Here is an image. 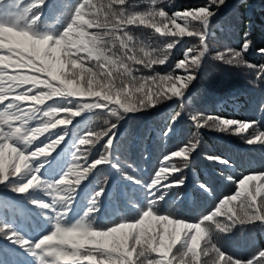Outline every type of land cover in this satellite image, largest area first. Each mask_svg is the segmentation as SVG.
Masks as SVG:
<instances>
[{"label": "snow or ice", "instance_id": "6c2138e0", "mask_svg": "<svg viewBox=\"0 0 264 264\" xmlns=\"http://www.w3.org/2000/svg\"><path fill=\"white\" fill-rule=\"evenodd\" d=\"M225 2L226 0H206L183 12L168 15L163 8L155 7L145 11H128L127 0H109L106 6L96 4L93 0H79L62 33L54 37L49 33L38 34L34 30V25L40 19V13L34 10L42 7L45 0H31L26 6L20 0H9L11 9L0 13V50H7L6 55H0V185H6L11 191L22 195L36 190L44 191L50 199L32 200V203L47 210L53 219L54 230L32 241L11 230L8 223H0V235L29 251L36 264H145V261L146 264H174V261L176 264H202L201 255L206 257L210 251L215 253L212 264H264V249L259 250L248 261L226 255L213 242L211 229V225H214L215 229L223 233L231 231L237 224H260L264 227V172L248 174L239 179L236 182L238 190L220 200L214 211L203 215L198 222H185L175 217L171 210L167 214H158L156 209L160 201L165 200L174 188L179 189L184 183L180 177L169 181L168 174L170 171H182L170 162L173 157L184 158L185 167H188L189 156L198 147V142H190L182 149L165 156L161 167L150 181L128 177L134 183L141 184L147 196V206L138 218L131 222L117 223L104 230H94L86 220L96 211L99 197L104 192L103 187L91 198L79 220L70 225H65V220L79 186L93 170L102 165L119 168L115 163L117 158L114 143L117 124H111L104 132H89L80 138L79 145L86 146L94 145L104 136L108 137L104 152L91 161L87 160V150L80 152L77 147L78 154H73L74 163L67 166L66 171L64 167L54 179L43 177L44 165L47 163L49 167L53 166L55 157L49 160V150H55L61 144L67 129L53 133L56 139L45 137L44 141L36 145L35 150H30L29 147L39 136L58 125L71 123L72 117L83 111L106 109L120 120L129 113L154 108L164 98L172 100L174 97L183 108L188 86L197 79L193 73L200 68L208 52L211 20ZM3 3L5 0H0V4ZM115 5L120 7L117 9ZM193 22L199 25V30H196ZM140 26L154 29L160 36L172 39L159 54H154L155 50L145 51L141 46L143 57H138L130 31L131 27ZM91 29L95 31H90ZM185 36L197 37L201 46V50L195 53L192 48L186 49L185 59L176 64L185 75L145 77L141 78L143 82L137 86L132 68L125 60L145 68L156 64L164 65L170 51ZM116 41L123 52L122 57L112 52ZM250 44V41H246L240 51L228 49L229 59H225V53H218L216 58L225 60L228 64L235 61L237 65L253 67L243 60V53L249 49ZM259 51L264 54V49ZM13 55L16 57L14 64ZM10 67L14 69L12 74H9ZM24 69H31L32 74L19 71ZM116 69H119L120 75L130 77L132 83H125L123 80L117 83ZM261 72H264V66L261 67ZM41 73L46 74V78L41 79L38 75ZM149 83L155 85V92L151 88L145 90ZM165 83L168 85L167 92L160 89V85ZM85 96L96 99H73ZM55 99L62 101L64 106L49 104L43 108L37 107L45 105L46 100ZM5 101L7 102L3 103ZM26 102L34 104L26 108ZM65 105L75 106L76 110ZM61 111L70 113V116L56 119ZM41 116L48 119L43 120ZM180 116L181 112H177L172 117V122L163 135L168 136L174 130L173 125ZM191 119L198 128L210 127L216 131L238 135L249 128L255 130L257 124L255 120L238 121L220 116H205L203 113L192 115ZM34 120L39 121V126L31 125L30 122ZM244 139L248 144H264V132L255 131L254 135ZM206 158L225 166L230 163L222 157ZM80 159H84V165L78 163ZM165 181L169 182L164 183ZM200 187L209 191L206 184H201ZM178 195L179 191L176 192V196ZM234 201H239L238 205H232ZM221 215L226 218L224 222L217 219ZM202 240L204 247H201ZM152 254H156L155 257Z\"/></svg>", "mask_w": 264, "mask_h": 264}, {"label": "trees", "instance_id": "16d2710c", "mask_svg": "<svg viewBox=\"0 0 264 264\" xmlns=\"http://www.w3.org/2000/svg\"><path fill=\"white\" fill-rule=\"evenodd\" d=\"M60 1L61 0H45V3L42 7L34 10L35 12L40 13V19L34 25V30L36 33L43 34V31L47 27L45 21H48L53 17L52 12L55 10V8H57V6L60 9H65L62 8ZM20 2L26 6L31 2V0H20ZM93 2L106 6L109 3V0H93ZM204 2H206V0H155V2L154 0H127L126 7L128 11H145L153 7L157 9L163 8V10L168 13V15H171L173 12H183L190 7L198 6ZM234 3H236L235 5L237 9L236 18L232 21V23H228L230 32H226L220 25H218L217 19L222 18L221 13ZM115 7L118 9L120 6L115 5ZM10 9L11 5L9 0H5V3L0 4V13L9 11ZM70 16L67 19V23L70 19ZM178 23L182 22L178 21ZM193 26L196 28V30H199V25L195 24V22H193ZM170 27L172 26L170 25ZM64 28L59 33H62ZM90 31H95V29H91ZM130 34L132 35L136 44L135 54L138 57H143V53L140 51L141 46L144 47L145 51L151 52L152 50H155L154 54H159L160 51L166 47V43L172 39L171 37H162L158 33H155L154 29L145 28L143 26H140L139 28L131 27ZM217 34L218 36H216ZM248 35L251 36V41H255L258 52H244L243 56H247L245 59V61H247V65H252L253 67L243 65L239 69H261V67L264 66V54L259 51L260 49L264 48V0H231V4L229 6L226 4L222 5L211 20L209 38L207 41L208 52L202 60L200 68L195 70L193 73L197 76V79L192 81V83L188 86V93L186 92V101L183 105V108L181 107V104L177 98L174 97L172 100L164 98L154 108H149L146 111L138 113H129L122 119H117L115 122V124H117L116 129L114 130L116 132V138H125L122 142L125 141L126 146L131 147L133 151L139 150L138 153L144 154V156H140V158L144 161L149 160V162L156 161V157L158 161H160L162 158V161H164V157L175 150L173 147L169 152L170 146L175 145V142L178 141V136H180L185 128H188L193 133H197V140H201L211 152L203 153V144L199 145V147H197L196 150L190 154L189 157L192 156V158L190 159V164L188 165L187 169L180 172H175L170 175L174 176L173 178H175L184 172L188 173V175H186L183 179L184 183L179 187V189L176 190L183 191L182 195L186 194L183 197L184 199L188 196L190 200L197 201L201 210L204 207L202 204L204 197L207 196V198H209V203L211 200L216 201L214 204L215 209L218 206L220 200L226 196L234 194L238 190V185L236 182L240 178L256 172H264V153L259 154L260 157L258 159L256 157L257 153L252 154L248 152L252 148L259 147L258 144H250L249 147L243 148L231 141H223L221 138L226 137L227 132H213L205 127L198 128L196 127L195 122L191 119L192 115L194 114L188 113V108L192 107V97L197 92L198 84L202 79L201 75L204 73V70H202L203 66L209 65L211 69L215 66L212 73L218 78L230 77V72L229 70H226L227 66L224 64L223 60L216 58L218 53H224L225 50L223 48H215L216 50H212L211 45L214 44L213 42H221L222 39L225 38L227 40L230 39L229 41L233 40L231 42L239 39L238 44L232 49L235 51H240L243 47L244 40L248 39ZM188 48H192L194 53L201 50V46L197 37L185 36L181 38V43L177 44L176 47L170 51L169 58L164 65L156 64L149 68H145L142 65L133 64L132 61L129 60H125V62L131 66L132 75L136 78L135 83L138 86L139 83L143 82L141 78L145 77L159 78L169 74H171L173 77L177 75H185L183 70L176 67V64L179 61L185 59V50ZM112 52H114L116 56H123V52L119 48L118 41H116V47L112 49ZM6 54V49L0 50V55ZM15 60L16 57L15 59H12L13 64L15 63ZM91 64H94V62H91ZM234 66L239 67L235 61L230 64L232 70H234ZM13 71L14 69L10 67L9 74H12ZM19 71L32 74L31 69ZM114 71L116 73L117 83H119L121 80L128 84L132 83L130 77L119 74V69ZM38 75L41 79L46 78V74L41 73ZM204 81H206V78ZM148 88H151L153 92L156 91L154 84H146L145 90ZM160 89L163 92H167L168 85L166 83L161 84ZM254 91L258 92V94L261 91L264 92V80H258L255 83L254 88L252 86H248L243 91L233 94L232 96H225L219 101L215 100L214 104L209 106L207 109V111H212L209 116H220L222 118L235 119L238 121H247L245 120L246 113L251 110V105L249 96L246 93ZM73 99L93 101L96 98L85 96L76 97ZM133 99H135V97H133ZM31 104L33 103L29 102V106ZM49 104L59 107L64 106L62 101L55 99L53 101L46 100L45 105H37V107L43 108ZM65 107H71L73 111L76 110L75 106L65 105ZM97 111H100V113L96 114V109H93L92 111L81 112L80 115L72 117L71 123H69L70 126L78 125L84 117L95 115L96 121H99L102 110ZM177 112H181V116L173 125L174 130L168 136L163 135L162 133L171 124L172 117L175 116ZM263 113L264 109L258 111L259 115ZM61 114L63 113L60 112L56 116V119H58ZM66 115L70 116V113H67ZM43 118L45 120L48 119L47 117ZM137 124H139L141 128L137 131L135 136V133L132 131V129L134 128L133 126ZM67 125H64V128L68 127ZM107 129L108 128L105 126L102 130H100V132H104ZM107 138V136L102 137L101 144L105 143ZM70 140L71 138H69V141ZM35 143L36 141L33 142V144ZM68 145L70 144L67 143L63 146L59 145V148H55V150H49V158L55 157V161H53L52 167H49V165L45 163V170L42 173L45 179L56 178L64 167L66 171L67 166H71L74 163L73 154H75V152H69L67 157L63 160H56L57 156L61 154L62 150H66ZM185 146L181 145V148ZM98 147L99 148L96 149L95 145L96 153H103L104 148L100 147V145ZM70 150H75V148H70ZM123 150H126L125 154L130 151V149H126L125 146L119 149L116 146V152H121ZM209 156L222 157L224 160L230 163L228 166H225L223 163L215 164L212 168V171H210L207 167L201 165V162L209 163L207 162V158L204 159L205 157ZM116 158L118 159L117 156ZM117 159L115 160V163H118ZM79 161L78 163L81 165ZM162 161L160 162V165ZM165 163L168 162L165 161ZM149 165L154 166V163H150ZM143 167L145 166H142L140 170H146ZM108 170L112 172V178L110 180L109 187L107 189L103 188L104 192L103 195L99 197L98 203L96 205V211L87 218L86 222L90 223L94 230H104L107 227H112L115 225V223H113L112 226H110V223H112L114 219H119L120 222H131L129 221V216L126 218V212L124 210L119 212L122 202H128L131 204V207L135 209L134 212L139 211L140 207L142 210L146 208L147 196L146 192L143 191L145 189L141 184L134 183L132 179H129L125 175L121 174L119 168L112 167L111 165H102L99 166L97 170H93V173L90 174L84 181H82L77 190L74 202L71 205V210L68 212L65 225L75 223L81 218L83 212L86 210V207L88 208L91 198L102 187V184L96 180L97 175L103 174ZM133 173L138 174V172L135 170H133ZM191 176L195 177L194 180L196 182L191 184L195 191H187L186 189L183 190L185 187H190L186 181H188V178L190 179ZM130 177H134L138 181H143L138 176ZM229 177H231V179H229ZM201 184H206L209 191H204L200 187ZM118 197H120L122 201L117 200ZM49 199L50 197L46 196L42 190H36L34 192L22 195L11 191L6 185H0V223H8L11 226V230L21 233L29 240L36 241L42 238L43 235L50 234V232L54 230V222L47 210L37 207L32 203V200L47 201ZM130 199L134 200L132 201ZM166 199H172V192H170L165 197V200L160 201L159 204L164 207V201H166ZM176 203L170 204V210L173 211L175 209V214H181V208L176 207ZM238 203L239 201H234L232 202V205H238ZM209 207L210 205H207L206 210H208ZM163 209V211L156 209V213L167 214L168 209L166 206ZM189 213L191 215H183V220L189 223L198 222L203 215L209 214L208 212H204L202 214L195 215L196 213L192 210L189 211ZM141 214L142 212L137 213L135 219ZM223 217L224 216L221 215L217 217V219ZM205 223L207 224V222ZM211 229L213 234V242L216 244V246L224 251L226 255H231L234 258H237V256L234 254V246L231 245L230 242L226 245L225 242L226 238L232 237V235L229 233L230 231L221 233L215 229L214 225H211ZM234 229L238 230L239 236L242 229L243 234H245L247 239L250 241V244L252 243L255 246V254H257L259 250L264 249V227H262L260 224H249L243 226L237 224L231 230ZM206 239L207 237H205V240ZM201 242L203 243L201 244V247H204V241L202 240ZM88 246L90 247V245ZM173 251H175V249ZM155 255L156 254H152L153 257H155ZM214 258V252H209L208 256L206 257L201 255L202 264H212ZM0 264H36V260L25 248L0 235ZM174 264H176L175 261Z\"/></svg>", "mask_w": 264, "mask_h": 264}, {"label": "rangeland", "instance_id": "374dc122", "mask_svg": "<svg viewBox=\"0 0 264 264\" xmlns=\"http://www.w3.org/2000/svg\"><path fill=\"white\" fill-rule=\"evenodd\" d=\"M60 3L62 4L61 5L62 8H65V9H60L57 6V8H55V10H53V12H52L53 17L50 20L45 21V23L47 24V27L43 31V34L49 33V34L54 35V37H58V35L60 34L59 32L65 27V25L67 23V19L69 18L70 14L72 13L74 7L79 3V0H61ZM225 4L227 6H229L231 4V0H226ZM235 4L236 3H234L230 7L226 8L221 13L222 18L217 19L218 25H220L226 32L227 31L230 32V27L228 26V23H232V21L236 18L237 9H236ZM42 20H43V18H42ZM42 20H41V22H42ZM218 34L216 36H218ZM248 36H249L248 39H245L243 42V44L246 41L251 42L250 47L246 52L247 53L258 52V50L256 49L255 41H251L252 40L251 36L250 35H248ZM229 40H227L225 38V39H222L221 42H218V41L213 42L214 44L211 45L212 50H216L215 48H218V49L223 48L225 50L224 51L225 59H229L230 57L227 56V51H228V49H232L233 47H235L238 44L239 39L234 41V42H231L233 40H231V41H229ZM246 58H247V56L244 55L243 56L244 61ZM12 59H15V55H13ZM223 62L227 66L226 70H229V72H230V77H228V78L216 77L212 73L215 66L212 69L210 68L209 65H205L202 67V70H204V73H202V75H201L202 79L198 84L197 92L192 97V103H191L192 107L188 108V113H193L194 115L198 114V113H203L205 116H208L209 114L212 113V111H207V109L209 106L214 104L215 100L219 101L222 98H224L225 96H232L233 94H236V93L243 91L248 86H252L254 88L255 83L258 80H260V79L264 80V72H261V69L253 68L252 70H250V69L249 70H240L239 68L243 65H237L239 67L234 66V70H232L230 67V64L226 63L225 60H223ZM244 66H246V65H244ZM205 78H206V81H204ZM246 94L249 96L251 110L246 113L245 120H247V121L255 120L257 122V124L255 125V130L253 128H249L248 131H246L242 134H239V135L233 134L231 132H227L226 137L221 138V140H223V141H231L235 144H238L239 146H241L243 148H247L250 146V144L245 142L244 137H247L249 135H254L255 131L264 132V113L260 114V115L258 114L259 110L264 109V92L261 91L258 94V92L254 91V92H250V93H246ZM11 98L12 97H9V99H11ZM259 100H261V101H259ZM6 102L7 101H5L3 103H6ZM32 103L34 104V102H32ZM27 106H29V102L25 103V107H27ZM97 110H102L101 117H100L99 121H96V115H95V116H90V117H84L80 121V123L76 126H70V124H68L67 125L68 127L64 128V125H58L57 128L50 129L48 132L39 136L36 140V143L32 146L31 145L29 146L30 150H35L36 145L40 144L41 141H44L45 137H51V139H56L57 137L53 136L52 135L53 133H60L62 129H67L66 133L64 135V138L61 141L60 146L61 145L63 146L67 143H69L70 145H68L66 150L61 151V154L59 156H57L56 160H58V161L63 160L64 158L67 157L69 152H75V154H78L77 153V147H79L80 152H84L85 150H87V160L88 161H91L94 158H98L101 153L100 154L96 153L95 145H96V149L99 148L98 147L99 145H100V147L104 148L105 143L101 144V139H99L98 141L95 142L94 145L80 146L78 143L79 139L84 137L85 135H87L89 132H93V133L100 132V130H102L105 126L107 128H109L111 124H115L117 117L110 114L106 109H96V114L100 113V111H97ZM61 112L63 114H61L58 119L67 118L69 116V115H66L67 114L66 112H64V111H61ZM41 119L45 120L43 117H41ZM241 121H244V120H241ZM31 125L33 127H35L32 123H31ZM133 127L134 128L132 129V131L135 133V136H136L137 131L141 127L139 124L134 125ZM205 128H207L213 132H217L213 128H210V127H205ZM196 137H197V133H193L188 128H185L182 131V133L180 134V136H178V141L175 142V145L170 146L169 152L171 151V149L173 147L175 148L174 151L180 150V149H182L181 145L187 146L190 144V142L191 143L198 142V147H199V145L203 144V142L201 140L198 141ZM69 138H71L70 141H69ZM93 139L95 140V137H93ZM124 139L116 138V141H114V143L118 149L123 147V146H125L126 149H130V151L127 154H125L126 150H123L121 152H115V156L118 157V159H117L118 163L117 164L119 165L120 173L125 175L126 177L138 176L144 182L150 181L151 178H153V176L157 172V170L160 168V166H161L160 162L162 161L163 158L160 161H158V159L156 157V161H154V162H149V160L144 161L143 159L140 158V156H144V154L138 153L139 150L133 151L131 149V147L126 146V142L125 141L122 142ZM47 142H50V141H47ZM257 144L259 145V147L252 148L248 152L252 153V154L257 153L256 157L259 159V157H260L259 154L264 153V144H259V143H257ZM41 146H43V145H41ZM56 148H59V145ZM70 148H75V150H70ZM202 152L203 153H210L211 151L207 148V146L205 144H203ZM191 158H192V156L189 157V160ZM204 159H206V157ZM49 160L51 161L52 157L49 158ZM79 162L81 163V165H84V163H85L84 159H80ZM207 162H209V163L201 162V165L204 167H207L210 171H212V168L214 167L215 164H219L218 162H215V161L210 160V159H208ZM150 163H154V166L149 165ZM171 163L175 164L178 168H180L182 170L187 169V167H185L186 161L182 157L171 158ZM142 166H145L143 168H145L146 170H140V168H142ZM133 170L137 171L138 174L133 173ZM170 174H173V173L170 171L168 174V177L171 176ZM186 175H188V173L184 172V173L180 174L178 177L184 179ZM173 177L174 176H171L169 178V181L173 180L174 179ZM111 178H112V172L110 170H108V171H105L103 174H98L96 180L102 184L101 186L104 189H107L109 187V183H110ZM194 178H195L194 176H191L190 179L188 178V181H186V182H187L188 186H190V187H185V188H183V190L186 189L187 191H190V190L195 191L194 188L191 186V184H194L196 182L194 180ZM169 181H165L164 183H168ZM13 183H16V181H13ZM143 191H145V190H143ZM176 192H177V190L173 189L172 190V199H170V200L166 199V201H164V204H165L166 208L168 209L167 211L170 210V207H169L170 204L177 202L176 207L181 208L182 213L181 214H175V217L183 219V215H185V214L191 215L189 213V211H191V210L196 213L195 215H199V214H202L204 212L210 213V212L214 211V204L216 203V201L211 200L209 203V198H207V196L205 194L204 195L206 197L202 196V197H204V200L202 201V204L204 205V207L201 210L199 203L197 201L190 200L188 198V196L184 199L183 197L186 194L182 195L183 191H179L178 196H176ZM129 198H132V197H129ZM139 198H141V197H139ZM117 200L122 201V199L120 197H118ZM130 200L133 201L134 199H130ZM207 205H210L208 210H206ZM164 207L159 204L157 209L163 211ZM86 209H87V207H86ZM123 210L126 212V218L129 216V221L135 220L136 214L139 212H142L141 207H140L139 211L134 212L135 209H133L131 207V204H129L128 202H122V205L119 209V212L123 211ZM174 211H175V209L173 210V212ZM225 219L226 218L223 217V218H220L218 220H220L221 222H224ZM113 223H115V224L120 223V220L114 219L112 221V223H110L111 224L110 226H112ZM229 233L232 235V237L226 238V240H225L226 245L230 242L231 245L234 246V251H235L234 254L237 256L238 259H240L241 261H248V260L252 259V257L254 255H256L255 254V246L252 243L250 244V241L247 239L245 234H243L242 229H241L240 236L238 235L239 233H238V230H236V229L231 230ZM201 244H203V243L201 242ZM140 259L143 260V258H140Z\"/></svg>", "mask_w": 264, "mask_h": 264}]
</instances>
